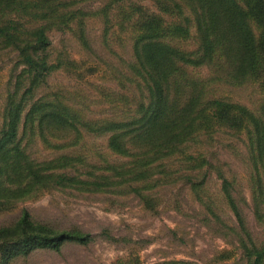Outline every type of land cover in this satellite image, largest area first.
Segmentation results:
<instances>
[{
    "label": "rangeland",
    "instance_id": "obj_1",
    "mask_svg": "<svg viewBox=\"0 0 264 264\" xmlns=\"http://www.w3.org/2000/svg\"><path fill=\"white\" fill-rule=\"evenodd\" d=\"M32 1L18 0L0 12V26L15 28L11 32L23 42L27 30L45 24L50 42L45 54L53 68L27 91L31 77L21 56L0 36V131L9 102L21 103L19 137L25 113L38 100L60 102L86 122L130 120L147 96L145 84L129 67L147 15L166 27L158 41L173 53L178 88L172 96L192 94L199 103L220 100L241 106L252 117L236 130L212 119L207 109L195 118L191 137L153 164L150 178L99 191L71 186L42 190L0 207V227L14 225L25 209L32 221L55 231L89 234L86 243L65 241L57 250L36 247L8 264H250L246 254L252 246L264 249V26L247 16L255 45L254 57H249L239 44L244 24L240 29V19L234 17L238 11L232 8L235 1L246 12L245 1L37 0L39 10ZM258 8L264 12V5ZM48 11L53 15L43 19ZM171 24L186 33L167 29ZM44 134L23 139L30 157L78 156L84 165L70 173L81 178L111 176L113 166L133 160L115 153L107 136L82 131L79 137L72 130L51 129ZM158 142L154 137L151 144ZM131 150L138 151L137 143ZM224 179L240 220L224 192Z\"/></svg>",
    "mask_w": 264,
    "mask_h": 264
},
{
    "label": "trees",
    "instance_id": "obj_2",
    "mask_svg": "<svg viewBox=\"0 0 264 264\" xmlns=\"http://www.w3.org/2000/svg\"><path fill=\"white\" fill-rule=\"evenodd\" d=\"M17 1L0 0V12L8 8L12 9L13 4H19ZM244 1L246 12L241 11L235 1L232 2V8L238 11L239 17H234L240 19V22L236 23L239 28L241 29L244 24L243 34L239 33V44H244L248 50L247 55L254 57V39L247 28L246 20L247 16H251L254 19H259L264 26V12L258 8L264 5V0ZM228 3L231 4V1ZM49 4L52 5L51 1ZM31 6L35 10L40 9L37 0L32 1ZM45 14L43 19L53 15L49 11ZM145 18L147 19L141 25L144 33L137 38L134 45L135 63L130 64L129 67L134 74L140 77V83L145 84L147 96L145 102L141 103V109L137 110L130 120L86 122L83 117L60 102L38 100L25 113L21 137H19L21 103H8L5 122L0 131V207L5 209L29 200L42 190L71 186L77 189L93 187L92 190L99 191L108 185H119L129 180L139 181L150 178L156 168L153 164L172 153L176 147L191 137L195 118L198 115H203L207 109L210 110L212 119L225 123L236 130L242 129L246 117H252L241 106L220 100H207L199 103L196 101L198 96L194 97L192 94L189 97L177 93L172 96V90L174 94L175 88H178L177 80L174 78L173 53L168 46L158 41L159 33L163 37L162 30L166 27L160 28L159 23L152 20L150 15ZM180 26L171 24L167 29L186 31V28ZM11 30L15 31L16 29H10L7 24L0 26V36L6 43H13L20 54L26 67L25 71L31 77V84L27 90L30 91L36 84L43 81L45 75L53 68L45 54V50L50 44L46 26L38 24L27 30L29 38L23 42H19ZM247 55L245 56L247 57ZM194 103H199V109L193 113ZM46 129H51L56 133L72 130L79 137L82 136V131L97 136H107L108 145L115 153L122 156L132 155L133 160L127 165L113 166L111 176L89 174L88 178H81L78 173H70V170H75L76 166L84 165V160L78 156L61 154L51 160L38 161L31 158L26 152V145H22L23 139L27 135L45 137ZM53 133L59 137L58 134ZM256 134L262 137L258 129ZM154 137L159 142L152 145ZM261 137H259L260 142H262ZM47 143L57 148L64 146L59 143ZM134 143H137L138 151L136 153H132L131 150V145ZM263 143L262 145H264ZM260 148L262 147L258 145L257 150ZM116 177L120 180H116ZM223 181L224 192L231 209L240 220V209L226 188L229 183L225 179ZM88 239L89 234L79 230L55 231L47 225L36 223L32 221L29 212L23 209L14 225L0 227V264H8L9 260L16 255L28 254L36 247L57 250L65 241L86 243ZM242 245L246 247L244 243ZM246 257L250 264H264V249L259 250L252 246Z\"/></svg>",
    "mask_w": 264,
    "mask_h": 264
}]
</instances>
